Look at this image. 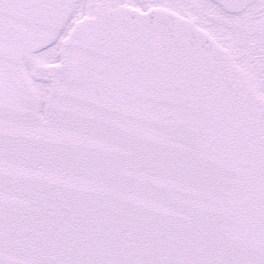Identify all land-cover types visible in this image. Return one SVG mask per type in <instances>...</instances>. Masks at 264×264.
<instances>
[{
    "label": "snow or ice",
    "instance_id": "1",
    "mask_svg": "<svg viewBox=\"0 0 264 264\" xmlns=\"http://www.w3.org/2000/svg\"><path fill=\"white\" fill-rule=\"evenodd\" d=\"M0 264H264V0H0Z\"/></svg>",
    "mask_w": 264,
    "mask_h": 264
}]
</instances>
